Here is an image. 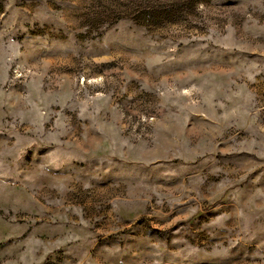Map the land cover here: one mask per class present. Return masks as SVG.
I'll use <instances>...</instances> for the list:
<instances>
[{
	"label": "rangeland",
	"instance_id": "rangeland-1",
	"mask_svg": "<svg viewBox=\"0 0 264 264\" xmlns=\"http://www.w3.org/2000/svg\"><path fill=\"white\" fill-rule=\"evenodd\" d=\"M0 264H264V0H0Z\"/></svg>",
	"mask_w": 264,
	"mask_h": 264
}]
</instances>
